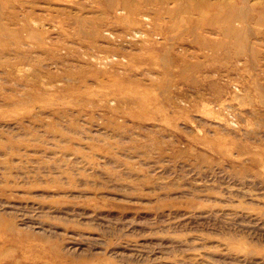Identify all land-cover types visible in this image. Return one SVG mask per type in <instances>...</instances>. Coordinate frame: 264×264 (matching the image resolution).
Here are the masks:
<instances>
[{
    "label": "rangeland",
    "instance_id": "obj_1",
    "mask_svg": "<svg viewBox=\"0 0 264 264\" xmlns=\"http://www.w3.org/2000/svg\"><path fill=\"white\" fill-rule=\"evenodd\" d=\"M0 264H264V0H0Z\"/></svg>",
    "mask_w": 264,
    "mask_h": 264
}]
</instances>
